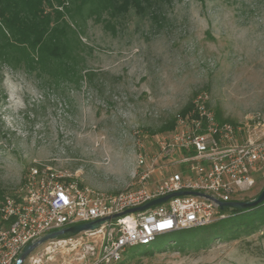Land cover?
I'll return each instance as SVG.
<instances>
[{
    "label": "rangeland",
    "instance_id": "374dc122",
    "mask_svg": "<svg viewBox=\"0 0 264 264\" xmlns=\"http://www.w3.org/2000/svg\"><path fill=\"white\" fill-rule=\"evenodd\" d=\"M119 2L89 0L83 14L64 15L74 30L78 70L95 73L90 85L48 75L0 27V188L6 194L20 188L35 164L71 174L81 185L119 191L135 170L138 144L151 147L165 132L156 130L201 91L224 119L264 117V0H141V8L131 3L126 11L115 9ZM5 71L26 81L22 110L7 107ZM254 178L245 198L264 186L261 172ZM253 208L241 216L264 218V202ZM65 238L38 244L21 264L89 263L88 246ZM169 240L158 235L124 255L146 264H264V222L252 233L198 248L142 254Z\"/></svg>",
    "mask_w": 264,
    "mask_h": 264
},
{
    "label": "built area",
    "instance_id": "2783aa9c",
    "mask_svg": "<svg viewBox=\"0 0 264 264\" xmlns=\"http://www.w3.org/2000/svg\"><path fill=\"white\" fill-rule=\"evenodd\" d=\"M258 172L264 177V117L221 120L208 93L198 92L151 147L138 144L135 170L119 191L81 185L46 164L29 167L20 188L0 198V264H15L27 243L50 231L104 217L97 228L65 239L88 246L87 264H146L126 258L127 249L226 217L218 202L249 199ZM176 191L189 193L113 217Z\"/></svg>",
    "mask_w": 264,
    "mask_h": 264
},
{
    "label": "trees",
    "instance_id": "16d2710c",
    "mask_svg": "<svg viewBox=\"0 0 264 264\" xmlns=\"http://www.w3.org/2000/svg\"><path fill=\"white\" fill-rule=\"evenodd\" d=\"M74 1L76 0H0V27L4 28V39L20 49H29L36 61L34 63L40 65L48 75L80 87L82 83L90 85L95 73L91 70L80 71L75 64L72 48L74 30L64 15L73 12V9L83 14L89 0H79L72 7ZM140 2L141 0H120L115 9L126 11L131 3L141 8ZM190 102L191 100L179 112L189 108ZM215 113L217 118L229 121L222 118L219 111ZM174 119L164 123L156 131L170 130ZM5 195L6 192L0 188V198ZM244 210L252 209L233 208L226 217L207 225L173 231L169 233L170 240L167 243L142 254L149 255L155 251L174 248H198L215 238H235L240 233H252L264 222V218L242 217ZM62 237L68 235L60 238Z\"/></svg>",
    "mask_w": 264,
    "mask_h": 264
},
{
    "label": "water",
    "instance_id": "95a60500",
    "mask_svg": "<svg viewBox=\"0 0 264 264\" xmlns=\"http://www.w3.org/2000/svg\"><path fill=\"white\" fill-rule=\"evenodd\" d=\"M187 193H189V192H187V191L172 192V193H170L168 195H165L163 197L152 199V200L144 203L141 206L126 209L125 211L121 212L120 214H115L113 217H116V216H119V215H124V214L130 213V212H133V211H143V210L149 208L152 205H155V204L162 203V202L166 201L171 196L183 195V194H187ZM190 193L193 194V195H197L198 194L197 192H190ZM262 202H264V186L261 188V190L254 197H251L249 199L237 200V201H228V202H221L220 201L218 203H219V208L221 210L230 211L233 208H241V209L252 208V207L257 206L258 204H260ZM107 219H109V217H104V218L92 220V221H89V222L75 224V225H72V226L64 227L62 229L50 231V232L44 234L43 236H41L39 239H37V240H35L33 242L27 243L23 247L21 253L18 255V260L15 262V264H21L22 261L40 243H43V242H45L47 240H50V239L60 238L63 235H68V237H69V236L76 235L77 233H79V232H81L83 230L95 229Z\"/></svg>",
    "mask_w": 264,
    "mask_h": 264
},
{
    "label": "clouds",
    "instance_id": "9594fccd",
    "mask_svg": "<svg viewBox=\"0 0 264 264\" xmlns=\"http://www.w3.org/2000/svg\"><path fill=\"white\" fill-rule=\"evenodd\" d=\"M2 81L7 95V107L12 111H19L25 107L24 91L27 86L23 77L14 76L11 72H4Z\"/></svg>",
    "mask_w": 264,
    "mask_h": 264
}]
</instances>
